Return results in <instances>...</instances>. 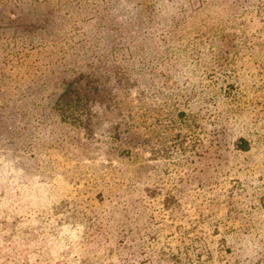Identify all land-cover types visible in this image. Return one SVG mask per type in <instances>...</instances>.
<instances>
[{
  "label": "rangeland",
  "instance_id": "1",
  "mask_svg": "<svg viewBox=\"0 0 264 264\" xmlns=\"http://www.w3.org/2000/svg\"><path fill=\"white\" fill-rule=\"evenodd\" d=\"M0 264H264V0H0Z\"/></svg>",
  "mask_w": 264,
  "mask_h": 264
},
{
  "label": "trees",
  "instance_id": "2",
  "mask_svg": "<svg viewBox=\"0 0 264 264\" xmlns=\"http://www.w3.org/2000/svg\"><path fill=\"white\" fill-rule=\"evenodd\" d=\"M80 97L78 96L77 89L72 82L65 85L63 91L60 93L55 101V104L60 108L68 106H79ZM236 147L241 150H247L249 148L248 141L244 137L237 139Z\"/></svg>",
  "mask_w": 264,
  "mask_h": 264
}]
</instances>
